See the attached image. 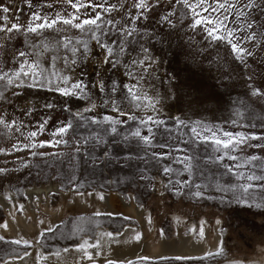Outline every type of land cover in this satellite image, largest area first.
<instances>
[{
    "label": "rangeland",
    "instance_id": "obj_1",
    "mask_svg": "<svg viewBox=\"0 0 264 264\" xmlns=\"http://www.w3.org/2000/svg\"><path fill=\"white\" fill-rule=\"evenodd\" d=\"M100 2L108 4L109 7L116 5V10L109 13L100 9L97 11H101L104 19H112L114 22L105 29L106 32L111 30L110 35L103 37L105 42L115 49L122 36L126 41L127 54L121 55V59L142 58L141 46L147 48L149 55L154 57L151 68L155 72L151 76L148 72H142L146 82L141 81L136 91L152 98L156 110L137 109L123 88L124 84L132 85L136 81L131 76L126 77L123 69L112 70L110 66L103 64L100 68L106 85L110 86L112 81L120 85L115 98L129 115L137 114V122L127 120V116H117L109 105L100 104L98 108L85 113L84 108L90 107L86 97H65L52 90L51 86L29 87L27 84L31 83L30 80H26L25 86H8L5 92L7 99L0 100V116L11 127L0 125V148L8 150L13 145L21 147L19 151L0 153V168L8 170L0 174V193L9 201L11 195H14L18 201L25 203L28 202L25 191L29 187L54 182L59 186L60 192L69 191L70 187H79L80 192L84 193L94 190L118 192L127 200L131 197L139 207L146 208L147 226L142 225L138 216L130 213L119 198L114 205L116 213L108 210L99 212L102 214L100 216L94 215L97 211L90 207V202L89 206L84 207L86 209L72 208L64 204L62 211H58L59 216H54L55 223L49 227L51 231L47 227L41 234L39 243L45 250L72 245L84 235L92 238L100 228L118 231L126 224H132L139 230L143 228L152 245H156L163 236L167 239L173 238L179 226L185 235L193 234L200 240L203 239L200 228L204 221L209 236L215 239L218 234L221 240L215 249L186 260L138 258L132 260V264H232L234 260H243L246 264H264V187L261 186L264 181L247 180V176L253 173L257 176L264 175V147H255L256 144L264 145V140L250 141L253 146L245 148L244 151L230 150L229 155L237 157L235 161L225 157L223 161L213 162L216 157L224 155L223 151H216L217 146L214 144L216 139H227L223 136L224 132L233 133L234 140L240 139L236 133L246 136L264 135V95H252L255 89L264 93V11L248 8L249 0H230L234 7L227 12V26L236 31L234 37L229 39L253 53L251 56L242 54L241 59L231 51V46L226 41L210 42L204 39V29L209 25L198 26L199 31L190 28L188 25L193 20L191 10L175 4L174 0L171 6L165 4L161 7H155V0H151L150 9L143 11L144 18L141 19H137L141 16V10L129 9L125 0ZM135 2L138 3L139 0ZM209 2L214 3L217 0ZM218 2L222 3L224 0ZM257 3H264V0H257ZM49 4L53 6L48 7ZM0 6L9 8L7 13L0 10V28L10 27L13 23L24 28L23 31L14 30L10 34L13 39L8 43L10 51L7 55L0 50V61H3L0 68H4L11 75L13 71L19 70L18 64L27 59L29 63H37L38 70L43 69L53 80L67 75L71 82L83 78L85 83L90 84L97 79L94 63L98 59L96 53L99 50L95 42L86 36L82 37L79 30L68 29L64 35L73 39H84L89 46L87 55L93 57L92 61L85 58L83 49L75 56L64 49L63 36L60 34L63 29L59 24L57 29L60 31H26L28 26L33 25V13L53 18L59 12L65 18H70L77 14L75 9L62 7L59 0H0ZM121 8L124 10L121 11ZM169 11L175 13L170 17L171 25L161 19ZM198 11L213 21L217 16L224 19L220 12ZM233 13L237 14L235 18ZM94 15L95 12H91V16ZM4 16L8 19L3 20ZM249 23L252 24L251 28L247 27ZM117 28L121 29L120 35L116 33ZM131 29L136 30L135 34L124 36V32ZM253 33L254 41L241 39ZM217 34H224L223 29ZM4 35L6 33H0V36ZM113 40L117 44H112ZM33 44L36 45L35 48L32 47ZM42 44L48 45V50L43 51V54L40 47ZM72 47L77 45L73 44ZM19 51L28 55L23 58L16 55V59L11 60ZM52 56H66L69 62L76 59L77 63L69 72L61 59L53 62ZM13 91L16 95H12ZM91 91L96 94L93 102L97 104L111 95L107 90L105 94L98 93L96 89ZM48 103L53 105V109H44L43 106ZM143 103L147 104L148 101ZM30 106L29 112L25 113V109ZM68 108H71L72 113H82L89 120L73 119L72 114L66 110ZM104 115L127 120L126 125L118 126L121 135L134 131L137 127L142 135H147L148 128L138 123L141 116L147 119L148 115H152L154 118L163 119L165 123L158 131L155 125L149 123L148 127L153 129L151 146L130 140L128 144L110 147L109 152L118 159L111 165H105L101 156L103 146L96 147L89 155L91 145H85L81 147L80 153H75L72 143L74 140L100 133L104 128L110 133V126L103 122L99 127L90 124L92 118L102 121ZM45 120L48 122L43 129H39L37 126ZM67 121L72 122L73 130L64 136H54L53 132ZM32 131L37 132L35 137L29 136ZM102 138L108 140L110 137L103 135ZM48 140H66L69 143H61L55 147H23ZM167 151H171L174 159L157 162L151 158L153 152L160 155ZM137 153L143 160H125L126 156H135ZM251 156L257 159L249 163ZM185 157L191 159L185 160ZM186 165L191 168L190 171ZM165 166L174 171L163 173L162 168ZM227 168H231L230 174H225ZM70 180L79 183L70 184ZM248 183H252L253 187L245 192L241 186ZM220 188L231 190L222 192L218 190ZM197 191L202 192V195L197 197ZM237 199L246 200L247 205L238 204ZM48 202L56 210L62 202L59 192L51 193ZM16 209L18 215L22 216V209ZM107 213L113 215L108 216ZM36 214L40 219L50 220L52 217L49 211L43 209H39ZM5 215V208L0 204V222L5 220ZM124 217L130 219L125 220ZM217 220L220 221L219 224L216 223ZM27 221H31L29 215ZM161 231L163 235L160 234ZM3 235L0 234L4 238L0 240V262L8 256L19 255L32 246L29 240H26L28 245L23 242L16 244L13 242L16 240L9 235Z\"/></svg>",
    "mask_w": 264,
    "mask_h": 264
},
{
    "label": "snow or ice",
    "instance_id": "obj_2",
    "mask_svg": "<svg viewBox=\"0 0 264 264\" xmlns=\"http://www.w3.org/2000/svg\"><path fill=\"white\" fill-rule=\"evenodd\" d=\"M175 4L181 5L183 8L191 10V17L193 18L192 22L189 23V27L192 28L195 31H199L200 29L198 26L201 25H209L208 28L204 29L206 32V35L204 37L205 40L207 41H226L227 44L231 46V51L236 54L238 58H243L242 54L246 55H253L250 51H247L245 48L241 47L238 42H233V39H229L230 37H234V33L236 29H229L227 26V21H228V16L227 12L234 7L232 3H230V0H224V2H214L210 3L209 0H195L193 3V0H174ZM59 3L62 7H71L72 9L76 10L77 14L72 15L70 18H65L64 15H61L59 12L55 14L53 18H49L48 16L40 15L39 13H33L32 14V21L33 25L28 26L26 28L27 33H39L42 32L43 30L47 29H52L54 31H60V29H57V25H61V28L63 29L60 31V34L63 36V47L65 50L70 51L73 56L76 55L80 49H83V52L85 54V58L88 61H92L93 57L87 55L89 52V46L88 43L84 39H73L71 36L64 35L65 32L68 31V29H76L79 30V33L82 37H88L91 41L95 42L96 48L99 50L96 53V56L98 59H96L94 63V72L97 76V79L93 82L85 83L83 78L76 80L75 82H71L70 77L67 75H61L58 79L53 80L49 75L45 73L43 69H39V65L37 63H29L27 59L23 61V63H19L18 71H13L11 75L9 74L8 71H5L4 68H0V100L7 99L5 96V92L8 89V86H25L26 80H30L31 83L27 84L29 87H40L44 88L47 86H51L52 90L60 93L61 95L65 97H77L79 96L80 98H87V104L90 105V107H85L84 112L88 113L93 111L94 109L98 108L100 104L103 105H109L111 109L113 110L114 113L117 114L119 117H124L127 116V120H131L133 122H137V114H131L129 115L128 112H125L124 109L121 106V102L115 98L116 94L118 93L120 89V85L116 81H112L111 85L108 86L106 85L103 76L101 75V68L100 65H108L112 70L115 69H123L124 73L127 76H131L136 83L132 85L124 84L123 88L126 89L128 96L131 97V101L134 103L135 107L137 109L141 108H152L153 111L156 110L155 107V101L146 96L143 95L141 92H137L136 88L137 85L141 81L146 82V78L141 75L142 72H148L149 76H151L154 72L155 69L151 68L152 63L154 62V57L150 56L148 53V49L144 48L141 46V53H142V58L139 59H132L129 58L127 60H122L121 55H126L127 54V49H126V41L123 39V36L121 37L117 47L114 49L109 43H106L103 37H106L107 35L111 34V30L105 31L107 25L109 24H114L112 19H104V17L101 15V11L104 13H109L111 11L116 10V5H111V7L108 6V4L101 3L100 0H59ZM110 3V0H109ZM173 3V0H155V7H161L165 4L171 6ZM126 6L131 9H140L141 10V16L137 17V19L144 18L143 17V11L150 9L151 5V0H139V2H135V0H131V3H129V0H125ZM207 5V6H206ZM53 5L49 4L48 7H52ZM248 8H253L256 10L264 11V3H257V0H249V3L247 4ZM97 9H100L101 11H97ZM0 10H2L3 13L9 12V8L7 6H0ZM121 11L124 9L121 8ZM203 13H217L220 12L223 16L224 19H220L219 16L216 17V19L213 21L208 18L206 15H202L201 11ZM91 12H95L94 17L91 16ZM130 14V13H129ZM175 13L172 11H169L166 15L162 16L161 19L167 22L169 25H171V19L170 17L174 15ZM243 13H240L242 15ZM185 15H187V12H185ZM237 14L233 13V17L235 18ZM90 17V18H82V17ZM199 17V18H197ZM3 20H7L8 17L4 16L2 17ZM36 21H41L40 23H35ZM174 27V25H173ZM248 28L252 27V24L249 23L247 25ZM223 29L224 34L218 35V31L220 29ZM23 31L24 28L21 25L13 23L10 27H5V28H0V33H6L4 36H0V50H3L5 55H7L8 51L10 49L8 48V43L11 42L13 39V36L10 35L13 33V31ZM135 29L127 30L124 32V36H132L135 34ZM117 35H120L121 29L117 28L116 29ZM255 33H253L250 36H245L241 37V39H247L250 41H254ZM57 43H60V41H57ZM112 44H117V41L113 40L111 42ZM73 44H76L77 47H72ZM33 48L36 47L35 44L32 45ZM42 52L48 50V45L47 44H42L41 46ZM16 55L19 57L23 58L26 57L28 54L24 51H19L18 53L14 54L10 59L15 60ZM61 59L63 61V65L67 67V70L69 72L72 71V67L77 63L76 59H72L69 62L68 57L63 56H52L51 59L54 62L56 59ZM3 61H0L2 63ZM27 66V70H25ZM142 66V67H141ZM133 69H137L136 71H133ZM151 69V71H150ZM19 82V83H18ZM195 87V85H193ZM91 89H96L98 93L100 94H105L106 90L107 92H110L111 95L107 96L105 99L101 100L99 104L94 103L93 101L96 99V94L91 91ZM12 95H16L15 91L12 92ZM252 95L254 96H259V95H264V93H261L260 89H255L252 92ZM127 98V97H126ZM143 101H148L147 104L143 103ZM44 109H53V105L51 103L45 104ZM31 106L29 108L25 109V113H28L30 110ZM34 110V109H32ZM69 111L73 119H78L80 121H87L89 118L85 115H83L80 112H75L72 113L71 108L66 109ZM130 111V109H129ZM127 120H121L114 118L111 115H104L101 119H96L92 118L90 120L91 125H96L97 127L100 126L101 122L104 124L110 126V133H108V129L104 128L100 133H95L93 135H90L87 138H82L79 140H74L72 141L73 143V148L75 153H80L81 147L85 145H91V150L89 152V155H91L96 147H101L103 146V152L101 156L103 157L104 164L105 165H111L114 160H117L118 157L114 154H111L109 152V148L112 147L113 145H124L128 144L130 140H135L137 144L143 143L144 145H149L151 146L153 144V129L151 127H148L149 123L153 124L156 126L157 131L159 130V127L164 125L165 121L163 119H158L154 118L152 115H148L147 119L144 117H140L138 120L139 125H142L144 127L148 128V134L147 135H142L140 128L137 127L136 130L134 131H129L126 134L121 135V132L118 130V126L121 124H127ZM48 121L45 120L41 122L37 127L39 129H43L45 124ZM14 123V122H13ZM0 125H3L5 128H10L11 124L6 123L4 118L0 116ZM71 130H73V124L71 121H67L64 125L60 126L58 129H56L53 132L54 136H64L65 134L69 133ZM16 131H19V129H16ZM193 132H195V129H192ZM95 132V130H94ZM37 135L36 131H32L29 133V136L35 137ZM103 135H109L108 140H104L102 138ZM236 136H239V140H234L233 136L234 134L231 132H224L223 136L226 137L227 139H216L214 141V144L217 146L216 151H223L224 155L218 156L215 158L213 162L217 161H223L225 157H227L230 160L235 161L237 157L235 156H230L229 151L230 150H239V151H244L245 148L247 147H252L249 142L250 141H260L264 140V135H259V134H250V135H244L243 133H236ZM67 144L69 141L66 140H48V141H42L39 144H31V145H24L23 147H31V148H37V147H55L58 144ZM79 145V146H77ZM19 145H13L12 149L5 150L3 148H0V153L4 152H11V151H19L20 150ZM161 147H165V145H161ZM255 147H264V145H259L256 144ZM33 155H48L46 153H32ZM58 155V154H56ZM152 159L156 160L157 162L161 160H168V159H174L172 157L171 151L164 152L163 154H156L155 152L152 153L151 156ZM132 159H138V160H143V157H141L138 153L135 156H126L125 160H132ZM191 158L185 157V160H189ZM257 157L251 156L249 158V163L252 161H255ZM183 162V161H181ZM236 167H240V165H236ZM186 168L190 171L191 168L186 165ZM8 170L5 168H0V174L6 173ZM163 173L168 174L170 172H173L174 170L171 169L170 167H163L162 168ZM231 173V168H227L225 170V174H230ZM237 175H242L241 173H237ZM248 181H264V175L257 176L255 173L252 175L247 176ZM70 184H78V181H69ZM264 187V185H261ZM199 187V186H197ZM245 192H247L249 189L253 187L252 183H248L247 185H242L241 186ZM219 191H229L231 190L230 188H220L218 189ZM70 194H75L77 196H84V195H89V196H95V192H80L79 187L69 188ZM197 197L202 195V192L197 191L195 193ZM235 198V196H234ZM100 199H104V196L101 194ZM236 202L239 203H244L247 205L246 200H241L237 199ZM259 207V205H257ZM20 208H23V205L20 206ZM95 216H100L102 215L99 212L94 213ZM106 215L111 216L113 215L112 213H107ZM123 219L129 220L130 218L124 217ZM217 224L220 223L219 220L216 221ZM7 222H5L3 225H0V227L7 228ZM51 231V229H48ZM128 231H131V229H128ZM201 235L203 234V228L200 229ZM163 235V231L160 233ZM108 237L111 238V241L109 243V246H111V243H119L120 241L117 240V236L121 235V233L117 232L116 234L113 233H107L106 234ZM4 238L0 236V240H3ZM134 239L139 240L140 236L136 235ZM16 244H20L21 240H16L13 241ZM25 245H28V241H23ZM86 245L89 247H99V245H88V241H84V243L78 245V249L80 251H84L85 255L88 256L89 259H93L92 255L88 253L85 248ZM65 252L68 251V249L64 250ZM99 254V253H97ZM219 253H217L218 255ZM25 256L29 255V253L25 252ZM59 255V253H57ZM211 255V254H209ZM20 259H23V257H19ZM141 260H148L150 259L149 257H140ZM162 260L166 259H173L176 261L180 260H186L190 259V257L186 256H175V257H160ZM107 264H120V262L113 261V260H108ZM126 264H132L131 261L126 262ZM232 264H246L245 261L243 260H234L232 261ZM247 264H254V262H247Z\"/></svg>",
    "mask_w": 264,
    "mask_h": 264
},
{
    "label": "bare ground",
    "instance_id": "obj_3",
    "mask_svg": "<svg viewBox=\"0 0 264 264\" xmlns=\"http://www.w3.org/2000/svg\"><path fill=\"white\" fill-rule=\"evenodd\" d=\"M59 190V186L54 182L29 187L25 191V196L28 200V202L25 203L18 201L14 195H11V200L9 201L5 195L0 193V204L4 206L6 211V218L5 220L3 219L4 221L0 222V225H3L5 222H7L8 225L7 228L0 227V234H7L11 239L21 240V242L29 240L32 244L29 249L23 251L19 255L6 257L0 264H84L85 262H89L88 264H103L108 260L126 264L128 261L142 256L149 257L150 259H158L157 256L159 255L162 257L198 256L197 254H205L206 251L216 248L220 244L219 242H221L218 234H216L215 239L209 236L207 233V225L204 221H202L201 226V228H203V239L198 240L193 234L185 235L179 226L173 238L167 239V237L163 236L156 245H152L151 240L148 239V235L143 228L139 230L138 227L132 224H126L118 231L100 228L92 238L84 235L77 243L72 245L62 246L60 249L56 250H45L39 243L41 234L47 227L49 228L51 225H54V216H56V218L59 216L58 211H62L64 204L72 208L78 207L86 209L84 207L90 202V207L97 212L109 210L108 212L116 213V208L114 206L118 198L116 193L94 190L88 192H95V196L84 195L81 197L74 193L70 194L69 191L60 192ZM53 192H59L62 200L56 207V210L50 207L48 202V197ZM101 194L104 196V199H100ZM64 200L68 203H64L66 202ZM132 200L131 197L127 200L124 196L123 199H120L122 205L126 207L130 213L136 214L142 221V225L147 226L145 221L147 217L145 216L146 208L139 207V205L135 204ZM21 205H23L22 216L18 215L16 212V208ZM39 209L49 211L52 216L51 219L37 218L38 216L36 213ZM28 215L31 217V221H27ZM128 229H131V231H128ZM145 229L148 230V228ZM117 232L121 233V235L117 236V240L120 242L111 243V246H109L111 238L106 234H116ZM136 235L140 236L139 240L134 239ZM84 241H88V245H99V247H89L86 245L85 250L92 255L93 259H89L84 251L78 249V245L84 243ZM62 249H68V251L62 252ZM25 252L29 253V255L25 256ZM57 253H59V255H57ZM19 257H23V259ZM105 264H107V262Z\"/></svg>",
    "mask_w": 264,
    "mask_h": 264
},
{
    "label": "water",
    "instance_id": "obj_4",
    "mask_svg": "<svg viewBox=\"0 0 264 264\" xmlns=\"http://www.w3.org/2000/svg\"><path fill=\"white\" fill-rule=\"evenodd\" d=\"M116 194H117V197L119 198V200L122 198L123 199V195L121 194V193H118V192H115ZM136 204V203H135ZM212 249H215V248H212ZM211 249V250H212ZM208 251H210V250H208ZM208 251H206V252H208ZM62 252H64V249H62ZM205 252V253H206ZM197 255H200V254H197ZM194 256H196V255H194ZM160 257H162V256H157V258H160ZM191 257H193V256H191ZM134 259H138V258H134ZM133 259V260H134ZM132 261V260H131ZM107 261H105L103 264H105ZM89 262H85L84 264H88Z\"/></svg>",
    "mask_w": 264,
    "mask_h": 264
}]
</instances>
